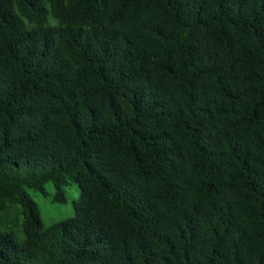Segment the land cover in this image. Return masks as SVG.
Returning a JSON list of instances; mask_svg holds the SVG:
<instances>
[{"label":"trees","instance_id":"trees-1","mask_svg":"<svg viewBox=\"0 0 264 264\" xmlns=\"http://www.w3.org/2000/svg\"><path fill=\"white\" fill-rule=\"evenodd\" d=\"M0 264H264V0H0Z\"/></svg>","mask_w":264,"mask_h":264},{"label":"rangeland","instance_id":"rangeland-1","mask_svg":"<svg viewBox=\"0 0 264 264\" xmlns=\"http://www.w3.org/2000/svg\"><path fill=\"white\" fill-rule=\"evenodd\" d=\"M64 191V203L53 202L52 198L55 191L50 183L45 185V194L32 190L29 191V194L38 206L44 226H50L74 216V202H76L79 197L78 186L71 183L64 188Z\"/></svg>","mask_w":264,"mask_h":264}]
</instances>
